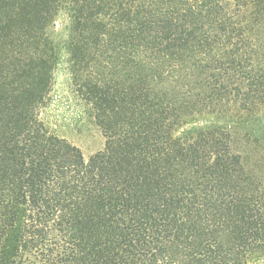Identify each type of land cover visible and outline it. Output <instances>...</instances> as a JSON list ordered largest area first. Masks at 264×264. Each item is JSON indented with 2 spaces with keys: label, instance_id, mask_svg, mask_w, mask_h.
Masks as SVG:
<instances>
[{
  "label": "trees",
  "instance_id": "trees-1",
  "mask_svg": "<svg viewBox=\"0 0 264 264\" xmlns=\"http://www.w3.org/2000/svg\"><path fill=\"white\" fill-rule=\"evenodd\" d=\"M59 1L0 0V264H264V187L229 133L173 135L264 104V0H70L73 84L104 138L87 158L38 117Z\"/></svg>",
  "mask_w": 264,
  "mask_h": 264
},
{
  "label": "rangeland",
  "instance_id": "rangeland-1",
  "mask_svg": "<svg viewBox=\"0 0 264 264\" xmlns=\"http://www.w3.org/2000/svg\"><path fill=\"white\" fill-rule=\"evenodd\" d=\"M26 10V11H25ZM23 12H29L28 7ZM248 24L254 34L264 33V8H252ZM82 11L70 0H60L55 15L42 31L50 61V88L39 120L47 131L77 147L85 158L100 150L104 143L95 120L93 106L77 91L72 76V47L80 29ZM70 17L69 21L67 18ZM41 32V33H42ZM213 112L193 115L173 132L176 138L192 139L198 131L219 128L230 136L232 150L239 154L245 169L257 175L264 187V104L246 106L224 101ZM194 128L188 129L191 126ZM185 130L184 134H179ZM187 132V133H186ZM254 259L251 264H261Z\"/></svg>",
  "mask_w": 264,
  "mask_h": 264
}]
</instances>
